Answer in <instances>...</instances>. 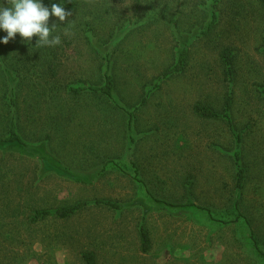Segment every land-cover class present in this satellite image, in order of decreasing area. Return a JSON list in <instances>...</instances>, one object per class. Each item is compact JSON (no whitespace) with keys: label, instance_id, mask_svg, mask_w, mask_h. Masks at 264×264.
Listing matches in <instances>:
<instances>
[{"label":"rangeland","instance_id":"rangeland-1","mask_svg":"<svg viewBox=\"0 0 264 264\" xmlns=\"http://www.w3.org/2000/svg\"><path fill=\"white\" fill-rule=\"evenodd\" d=\"M54 2L71 13L56 29L61 45L35 47V37L27 44L19 35L0 44V95L13 86L18 103L12 114L0 110V135L13 116L29 144L0 148V264H86L88 253L96 264H264L252 238L264 246V0ZM183 49V71L162 78ZM107 68L119 87V163L105 165L92 150L104 144L115 157V122L107 119L109 132L83 131L86 106L97 102V113L99 98L64 90L99 83ZM229 96L240 143L224 120L195 113L223 112ZM144 98L135 114L140 148L126 153L127 119ZM62 99L79 108L64 122L53 116ZM105 106L114 117L111 101ZM236 150L247 172L243 194ZM235 198L254 227L234 212ZM81 202L67 218L55 214Z\"/></svg>","mask_w":264,"mask_h":264},{"label":"crops","instance_id":"crops-1","mask_svg":"<svg viewBox=\"0 0 264 264\" xmlns=\"http://www.w3.org/2000/svg\"><path fill=\"white\" fill-rule=\"evenodd\" d=\"M105 72H104V75H103V79L101 77L102 80H100L99 83H97V84H91V85H88V86L69 85L66 88V90H64V93L68 97H72L73 99L76 98V97H78V98H80V97L99 98L100 105H98V112H97V113H99L98 115H96L97 113H95V111L97 109V102L90 103L89 104V108H88V106H86V109L88 111V117H90V119L87 120V123H85V125H87V128H83V131H84V129H86V131H90V132L97 131V130H100L101 132L102 131L109 132V131H112V129H113L112 127L116 126L115 130H116L117 135L114 137V140L116 141L115 157L113 158V157H110L108 155V150L110 148L107 145H104V144H100V148L98 150H96V149L95 150L94 149L92 150L93 156L95 158V162L96 163H104L105 165H107L109 163L110 164L119 163V87L116 84L117 81L115 80V90L113 92V98H110L107 94H105L102 91H95V90L89 89V87H91V86L101 88V87H103L105 85ZM176 74H178V73H176ZM171 76L172 75H169V76L164 77V78L165 79H168ZM80 87H85L86 89L84 91H82L80 94H76L75 89L76 88H80ZM58 91L60 92V90H58ZM56 93L59 94L58 92H52L51 91V94L53 96ZM9 94H10V92L8 91V92H5L4 94L0 95V110L1 111H4V110L7 111L8 110V112L10 114H12L13 111H16L17 110V106H18V103H17V94L15 93V97H16V105H15V107H11V103L8 101L9 100ZM145 98L148 100V97H145ZM102 100L104 101L105 105H107L108 100H110L111 103L114 105V107H112L113 108L112 110L115 112L114 117L113 116L108 117V114H107V106L103 105V107H102V105H101V101ZM146 104L147 103H145L142 106L139 104V106L135 107L130 112V115H129L128 119H127V132L130 133V136H131L130 137V143L131 144H130V146H128V145L126 146V149H125V152L126 153L127 152L128 153L129 152L134 153V151H135L134 149H136V147L140 148L138 146V140L140 138V133L138 132V128L136 127V115L135 114L138 111L140 112V110ZM56 105H57V108L58 109H56L57 111L55 110V113H54L55 115H53V116L59 117V119H61L63 122L66 121L65 118H68V119L70 118V115L72 114V110H74L76 112L79 110V108H77L76 105L74 103H72L70 100H68L66 102L64 99H62V102H58ZM83 111H85V110H83ZM66 112H67V114H66ZM195 113L198 115V117H200L202 119H205V117H203V116H201V115H199L197 113L196 108H195ZM218 113H223L224 114L225 113V110L223 112H218ZM107 119H110V120L114 121L115 122L114 126L112 124V121H109L108 123H106ZM206 119L224 120L227 123V125H228V129L230 130L231 134L233 135V141H236L235 125H234V123L232 121V118H231V111L229 113V117L228 118H224V117H221V118L210 117V118H206ZM130 120H131V125H130ZM12 121H14L16 123V121L13 120V116H12V120L10 121V127H9L8 132L5 135H0V138H5V137L9 136ZM85 125H84V127H85ZM231 125L233 126V129L231 128ZM16 126H17V124H16ZM106 126H107V131L105 130ZM17 129H18V126H17ZM19 135L23 138V136L20 133H19ZM109 136H111V135L108 134L104 138L105 139H110ZM93 138H95V136ZM101 138L102 137H99V139H101ZM128 149H130V151H128ZM134 163H136V162H134ZM71 171H73V172H79V170H76V169H71ZM245 180H247V172H246V178H245ZM245 186H246V181H245L243 190L242 191H239V192H241V194H243V191L245 189ZM235 187H236V185H235ZM241 201L242 200L240 198H239V201H236V198H235V201H234V204H233L234 205L233 206V210H234V212H236V208L238 206V208H239V214L241 215V220H243V222H245L246 224H248L249 227H254L251 219H249L248 216L242 215L240 213ZM251 234L254 236L255 233H254L253 230L251 231ZM252 238H253V242H254L253 244H254V247H255L256 251L264 258V246L262 245L261 241L256 238V235L254 237H252Z\"/></svg>","mask_w":264,"mask_h":264},{"label":"clouds","instance_id":"clouds-1","mask_svg":"<svg viewBox=\"0 0 264 264\" xmlns=\"http://www.w3.org/2000/svg\"><path fill=\"white\" fill-rule=\"evenodd\" d=\"M70 15L63 2L52 0L49 6L45 0H7L0 4V33H3L0 44L7 45L19 35L27 44H32L35 37V47L61 45L62 36L57 34L56 29L67 22ZM52 17L57 18L59 23L51 21Z\"/></svg>","mask_w":264,"mask_h":264},{"label":"trees","instance_id":"trees-1","mask_svg":"<svg viewBox=\"0 0 264 264\" xmlns=\"http://www.w3.org/2000/svg\"><path fill=\"white\" fill-rule=\"evenodd\" d=\"M216 23V14L213 13L212 15V20L210 22V24L208 25L207 28V32L209 30H212V28L215 26ZM229 57V56H228ZM187 59V51L185 49H183L180 53V57L176 63V65L170 69L167 70L164 74L163 77H167L169 75H173L176 73H180L183 71L184 66H185V61ZM161 78V79H162ZM86 88L85 87H80V88H76L75 92L76 94H80L82 91H84ZM89 89L91 90H95V91H102L105 94H107L110 98H113V92L115 90V80L114 77L112 76L111 72L108 70H106L105 72V85L101 88L99 87H89ZM9 102L11 103V107H15L16 105V97H15V88H13V86L10 87L9 89ZM11 95V96H10ZM146 99H144L141 102V106L144 105L146 103ZM232 109V97H228L226 105H225V113H218L210 108H205V107H201L198 106L196 107V111L199 115L205 117V118H210V117H215V118H228L229 117V113ZM130 125H131V120H130ZM231 128L233 129V126L231 125ZM235 136L237 139V142L240 143L242 141V134L236 132L235 130ZM19 148V149H28L29 148V144L19 135L18 131H17V126L16 123L14 121H12L11 123V128H10V133L9 136L5 137V138H0V148ZM234 157V163L236 166V189L238 191H242L244 188V184H245V178H246V170L244 168L243 162H242V158H241V154L239 152H237V150L234 152L233 154ZM55 170H59V169H55ZM161 202V201H159ZM98 204H105L107 206L116 208V209H121V206L117 203H112L109 201H100L97 202ZM88 203L86 202H81L78 203L74 206L71 207H66V208H60L57 209L55 211V214L60 217V218H67L71 215H73L74 213H76L78 210L84 208ZM170 206H176V205H172V204H168ZM238 209V206H237ZM51 212L50 211H42V212H38L37 216L39 217H45L47 215H49ZM238 217H240L239 219H241V215H239ZM238 219V220H239ZM140 235H141V239H142V248H143V252H148L151 248L150 245V239L148 236V232L145 226H142L140 229ZM83 258L86 262V264H96V260H95V255L93 253H88L83 255Z\"/></svg>","mask_w":264,"mask_h":264}]
</instances>
